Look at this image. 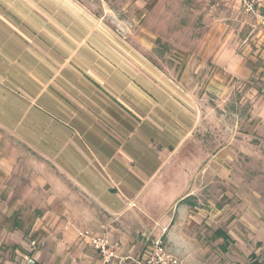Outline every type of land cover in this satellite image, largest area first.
Segmentation results:
<instances>
[{
  "label": "crops",
  "instance_id": "crops-1",
  "mask_svg": "<svg viewBox=\"0 0 264 264\" xmlns=\"http://www.w3.org/2000/svg\"><path fill=\"white\" fill-rule=\"evenodd\" d=\"M195 103L79 3L0 0V216L43 213L54 264H102L83 229L148 252L134 233L164 232L200 167L212 181Z\"/></svg>",
  "mask_w": 264,
  "mask_h": 264
},
{
  "label": "rangeland",
  "instance_id": "rangeland-1",
  "mask_svg": "<svg viewBox=\"0 0 264 264\" xmlns=\"http://www.w3.org/2000/svg\"><path fill=\"white\" fill-rule=\"evenodd\" d=\"M72 1L196 99L199 141L212 148L197 151L203 166L213 160L212 181L200 167L198 195L168 210L164 232L134 233L139 250L162 235L183 264L264 261V191L254 197L264 189V0ZM19 219L0 216V264H54L43 213Z\"/></svg>",
  "mask_w": 264,
  "mask_h": 264
},
{
  "label": "built area",
  "instance_id": "built-area-1",
  "mask_svg": "<svg viewBox=\"0 0 264 264\" xmlns=\"http://www.w3.org/2000/svg\"><path fill=\"white\" fill-rule=\"evenodd\" d=\"M254 5L248 4V10ZM82 236L89 239L91 246L98 252L102 264H110L113 261H120L123 264H183L181 259L172 254L162 239L155 240L148 252L130 254L123 251L119 241L112 240L106 234H94L90 230H84Z\"/></svg>",
  "mask_w": 264,
  "mask_h": 264
},
{
  "label": "trees",
  "instance_id": "trees-1",
  "mask_svg": "<svg viewBox=\"0 0 264 264\" xmlns=\"http://www.w3.org/2000/svg\"><path fill=\"white\" fill-rule=\"evenodd\" d=\"M217 232L220 236L226 238V240H227L226 245H228L229 242H231L229 235L225 231L218 230ZM247 264H264V261L257 258L256 255L253 253L251 260Z\"/></svg>",
  "mask_w": 264,
  "mask_h": 264
},
{
  "label": "water",
  "instance_id": "water-1",
  "mask_svg": "<svg viewBox=\"0 0 264 264\" xmlns=\"http://www.w3.org/2000/svg\"><path fill=\"white\" fill-rule=\"evenodd\" d=\"M33 263H34V261L33 260H30L29 264H33Z\"/></svg>",
  "mask_w": 264,
  "mask_h": 264
}]
</instances>
